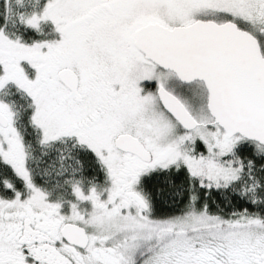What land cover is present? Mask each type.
Here are the masks:
<instances>
[{"label": "snow or ice", "instance_id": "snow-or-ice-1", "mask_svg": "<svg viewBox=\"0 0 264 264\" xmlns=\"http://www.w3.org/2000/svg\"><path fill=\"white\" fill-rule=\"evenodd\" d=\"M0 264H264V0H0Z\"/></svg>", "mask_w": 264, "mask_h": 264}]
</instances>
